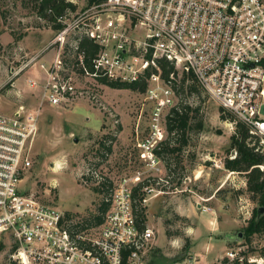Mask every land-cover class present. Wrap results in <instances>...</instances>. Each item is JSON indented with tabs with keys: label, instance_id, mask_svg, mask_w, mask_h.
I'll return each mask as SVG.
<instances>
[{
	"label": "built area",
	"instance_id": "1",
	"mask_svg": "<svg viewBox=\"0 0 264 264\" xmlns=\"http://www.w3.org/2000/svg\"><path fill=\"white\" fill-rule=\"evenodd\" d=\"M57 21L63 26L51 40L57 45L55 55L39 63L44 78L28 79L39 95L36 105L0 112V246L11 247L19 264H147L154 233L147 225L139 229L132 206L140 172L111 188L95 235L77 229L78 216L21 188L32 165L43 107L67 105L85 94L96 100L97 93L78 87V78L93 85L101 79L132 82L143 77L150 126L138 147L146 168L157 170L160 160L154 150L164 138L161 121L177 104L170 80L161 77L157 65L158 58H165L178 75L192 72L202 90L258 138L256 149H263L264 0H102ZM80 35L97 46L89 64L78 46ZM24 66L16 72L11 68V74ZM210 264H264V242L252 246L236 240Z\"/></svg>",
	"mask_w": 264,
	"mask_h": 264
},
{
	"label": "rangeland",
	"instance_id": "2",
	"mask_svg": "<svg viewBox=\"0 0 264 264\" xmlns=\"http://www.w3.org/2000/svg\"><path fill=\"white\" fill-rule=\"evenodd\" d=\"M68 1L75 5V12L88 7L85 0ZM33 4V0H0L2 103L17 98L11 88L18 76L14 89L27 96L24 71L39 70L40 62L48 63L55 55L57 45L51 40L57 30L35 14ZM31 56L36 60H30ZM25 63L17 74H11V68L16 72ZM76 82L79 88L97 93V99L85 94L67 105H44L33 141L32 165L21 182L25 192L79 218H93L101 213L105 194V188L103 194L93 189L97 184L93 178L106 179L113 187L118 180L140 172L136 185L152 188L149 192L141 188L146 199V225L154 233L147 264H210L235 243L231 234L241 231L244 236L258 204L247 190L246 175L223 166L224 158L234 156L232 150H226L236 123L219 117L214 100L200 88L186 95L191 106H199L204 128L190 129L182 149L168 153V159L156 156L159 169L149 170L138 147L150 126L151 103L144 92L101 82L91 85L88 78ZM165 117L161 121L164 138ZM97 227L87 226V233L95 235ZM243 236L240 243L258 246L264 242L263 233H253L250 242ZM12 261L19 264L11 257V247L1 245L0 264Z\"/></svg>",
	"mask_w": 264,
	"mask_h": 264
},
{
	"label": "trees",
	"instance_id": "3",
	"mask_svg": "<svg viewBox=\"0 0 264 264\" xmlns=\"http://www.w3.org/2000/svg\"><path fill=\"white\" fill-rule=\"evenodd\" d=\"M86 5L99 3L102 0H85ZM33 10L35 14L40 17L47 19L48 22L53 24V29H60L63 24L57 21L59 16L68 18L70 13L75 12V5L68 0H33ZM78 46L83 49L86 54V62L89 64L90 58L96 53L97 46L85 35L78 36ZM157 65L160 69L161 77L168 81L174 90L177 98V104L172 107L165 117L166 134L167 136L154 150L155 155L161 159H166L168 153L179 152L182 147L187 143V133L190 129L201 130L204 128L203 121L199 117V106H191L190 103L185 100L187 94L202 88L197 84L192 72H182L180 78H178L177 71L174 68V64L165 58H158ZM170 74H173L174 78H170ZM101 83L113 86V87H125L139 92H144L146 88V81L143 77L138 78L132 82H120L115 80L101 79ZM186 88V89H185ZM219 117L225 119L234 120V116L224 111L221 107L218 108ZM235 130L230 136L229 147L227 152L232 150L234 156L229 158L226 157L223 160V166L227 170L242 172L246 175V186L247 190L251 193V198L257 201L258 207L264 208V169H260L258 165H264V148H258V138H255L249 133V128L242 121L236 120ZM253 138L254 140H248ZM252 142H254L252 144ZM168 159V158H167ZM167 165H169L167 160ZM96 186L93 187L96 191H102L105 194L102 197L100 204L99 215H94L93 218H80L77 229L84 230L87 226L99 225L102 222L103 215L108 207V202L105 201L111 193L110 182L106 179L93 178ZM144 184H137L132 189L133 197V212L135 214L136 224L139 229H143L146 226V214L144 212L145 206L143 199L145 198L144 192L141 190ZM258 207L252 211V216L248 219V225L245 229L244 236L247 241L250 242V236L253 233H264V213L258 217ZM246 235V236H245ZM125 252L124 256H126ZM184 256L182 255V258ZM14 264L15 261H12Z\"/></svg>",
	"mask_w": 264,
	"mask_h": 264
},
{
	"label": "crops",
	"instance_id": "4",
	"mask_svg": "<svg viewBox=\"0 0 264 264\" xmlns=\"http://www.w3.org/2000/svg\"><path fill=\"white\" fill-rule=\"evenodd\" d=\"M20 76H18L12 83V88H11V93H14L15 97L17 98H14V99H11V101H7V102H0V110H8L9 112L13 111L15 109V107L19 104H24L26 106H34L36 105L38 99H39V95H38V92L36 90H33L32 88H30L29 84H28V79L29 78H44V72L39 69V70H25L24 71V76H23V80L24 82H26L27 86L29 87V93L27 96H25L26 94H24L23 92H21V89L19 91H16L15 86H16V81L17 79H20L19 78ZM18 83H19V80H18ZM21 83V82H20ZM26 97V98H25ZM23 99H28V101L30 103H24ZM49 104H45V106H48ZM44 106V107H45ZM51 106V105H49ZM43 107V109H44ZM11 108V109H10ZM7 111V112H8ZM40 121V120H39ZM208 210H211L210 208H208ZM233 241H236V240H233ZM218 257V256H217ZM216 258V257H215Z\"/></svg>",
	"mask_w": 264,
	"mask_h": 264
},
{
	"label": "water",
	"instance_id": "5",
	"mask_svg": "<svg viewBox=\"0 0 264 264\" xmlns=\"http://www.w3.org/2000/svg\"><path fill=\"white\" fill-rule=\"evenodd\" d=\"M258 217L264 213V208L262 206L258 207ZM243 236V233L241 231L236 232L235 234H231L230 238L234 240H239Z\"/></svg>",
	"mask_w": 264,
	"mask_h": 264
},
{
	"label": "bare ground",
	"instance_id": "6",
	"mask_svg": "<svg viewBox=\"0 0 264 264\" xmlns=\"http://www.w3.org/2000/svg\"><path fill=\"white\" fill-rule=\"evenodd\" d=\"M60 166V165H59Z\"/></svg>",
	"mask_w": 264,
	"mask_h": 264
}]
</instances>
